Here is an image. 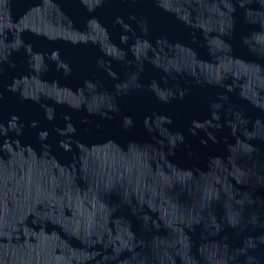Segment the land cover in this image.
<instances>
[{
    "label": "water",
    "instance_id": "obj_1",
    "mask_svg": "<svg viewBox=\"0 0 264 264\" xmlns=\"http://www.w3.org/2000/svg\"><path fill=\"white\" fill-rule=\"evenodd\" d=\"M0 264H264V0H0Z\"/></svg>",
    "mask_w": 264,
    "mask_h": 264
}]
</instances>
